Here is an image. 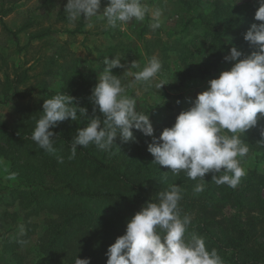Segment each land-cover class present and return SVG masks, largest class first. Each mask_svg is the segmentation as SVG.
Segmentation results:
<instances>
[{
	"label": "trees",
	"instance_id": "obj_1",
	"mask_svg": "<svg viewBox=\"0 0 264 264\" xmlns=\"http://www.w3.org/2000/svg\"><path fill=\"white\" fill-rule=\"evenodd\" d=\"M179 1L190 6L188 0ZM248 6L247 1L224 4L214 0L209 13L200 16L210 28L203 49L209 67H216L231 46L244 55L255 50L243 38L252 23H259L254 14L244 17ZM258 7L253 8L254 13ZM116 50V46L108 45L102 57H115ZM67 71L62 68L65 81L61 88L65 94L87 109V118L96 116L103 120L91 94L84 98V89L67 86ZM26 80V72L15 75L9 81L13 90L6 91L0 100L10 101L14 108L10 126L0 121V156L10 162L9 174H16L9 192L0 195V228L4 231L0 238V264H75L76 257L89 258L90 264H106L108 246L124 234L132 215L146 202H158L159 192L173 184L182 189L181 214L192 218L187 238L192 233L203 237L206 247L216 249L224 264H264V118L242 136L249 153L241 159V165L251 158L255 163L232 188L217 185L211 172L205 175V181L192 180L183 171L174 175L155 164L147 151L153 137L136 129L135 141L123 142L117 136L107 151L94 144L78 146L76 155L70 158L76 130L88 122L84 117L59 122L52 129L57 134L56 151H44L31 139V133L43 115L42 104L47 97H39L31 104L22 102L25 94L17 92V88ZM50 81L51 78L43 80L42 90L51 87ZM180 112L164 117L153 136L158 138L165 121L175 119ZM140 113L147 115L149 110ZM260 156L262 162L258 160ZM58 157L63 158V163L58 162ZM201 182L205 184L204 191L197 193L194 188ZM21 240L27 243L21 244ZM30 247L40 254L36 260L26 256L24 248Z\"/></svg>",
	"mask_w": 264,
	"mask_h": 264
},
{
	"label": "clouds",
	"instance_id": "obj_2",
	"mask_svg": "<svg viewBox=\"0 0 264 264\" xmlns=\"http://www.w3.org/2000/svg\"><path fill=\"white\" fill-rule=\"evenodd\" d=\"M100 9L101 0H67L64 6L73 25L81 18L90 20L99 16L106 20V28H116L150 16V28L161 27L162 11L150 8L143 0H108L103 10ZM254 19L259 23H252L243 38L255 50L244 55L231 46L224 56L226 62H233L231 67L209 79L207 88L196 94L191 106L176 116L171 127L163 128L158 138L153 136L148 114L136 110L135 99L126 95L120 76L112 69H125L123 73L132 77L133 84H150L162 70L161 61L154 56L140 71L131 72L129 68L141 66L132 61L125 68L122 57L115 56L103 59V71L91 89V99L103 114V120L96 116L87 118V109L74 103L73 96L57 93L43 100V115L36 121L31 139L44 151L54 153L57 134L52 129L68 119L87 118V124L78 128L73 137L71 158L78 146L94 144L107 151L117 136L123 142L135 141L133 129H136L153 137L147 151L155 164L168 168L174 175L183 171L192 180L205 181V175L211 172L217 185L235 188L246 175L241 159L249 153L242 136L264 118V0H260ZM164 84L157 82L155 87L159 90ZM57 160L63 163L62 157ZM217 173L223 174L217 176ZM15 178V173L7 176L8 180ZM204 188L203 182L197 183L194 191L202 192ZM181 199L182 189L173 184L159 192L158 202H146L127 221L124 234L108 246L106 264H224L216 249L206 247L203 237L196 233L190 239L186 237L192 218L181 214ZM24 231L21 225V235ZM75 264H90V259L76 257Z\"/></svg>",
	"mask_w": 264,
	"mask_h": 264
},
{
	"label": "rangeland",
	"instance_id": "obj_3",
	"mask_svg": "<svg viewBox=\"0 0 264 264\" xmlns=\"http://www.w3.org/2000/svg\"><path fill=\"white\" fill-rule=\"evenodd\" d=\"M188 1L189 7L179 0H143L150 8L162 11L161 27L152 30L150 16L116 28H106V20L99 16L90 20L81 18L73 25L64 12L67 0H0V100L6 91L13 90L9 81L23 72L27 73V80L17 88V92L25 94L22 102L31 104L42 96L48 99L57 93L65 94V89L61 88L65 81L63 67L68 69L67 86L81 87L85 98L91 94L96 78L99 79L103 71L104 49L114 45L117 47L115 56L122 57L125 68L130 67L132 61L141 66L129 68L131 72L140 71L154 56L161 61L162 70L150 84H133L132 77L123 73L125 69H112L120 76L126 95L135 99L138 112L148 109L153 129L157 128L164 117L187 110L196 94L207 88L208 80L233 63L226 62L223 55L216 67L208 66L203 49L209 40L210 28L200 16L209 13L214 0ZM220 1L224 4L247 1L245 18L253 15V8L260 5V0ZM107 3L108 0H101V11ZM43 31L41 36L35 35ZM49 78L51 87L42 90L43 80ZM161 81L166 84L158 90L155 84ZM10 104V101H0V121L8 126L15 116ZM174 121L166 120L165 127H171ZM258 160L262 162L263 157ZM254 163V159H247L243 167L247 171ZM10 166V162L0 156V195L8 193L9 186L15 183L7 179ZM3 234L0 228V238ZM24 250L29 259L40 257L34 247Z\"/></svg>",
	"mask_w": 264,
	"mask_h": 264
}]
</instances>
